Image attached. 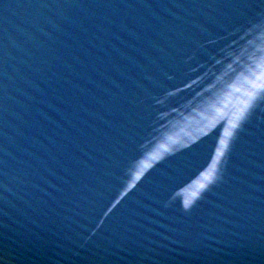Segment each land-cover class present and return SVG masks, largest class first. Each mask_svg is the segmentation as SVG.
Here are the masks:
<instances>
[{
	"label": "water",
	"instance_id": "1",
	"mask_svg": "<svg viewBox=\"0 0 264 264\" xmlns=\"http://www.w3.org/2000/svg\"><path fill=\"white\" fill-rule=\"evenodd\" d=\"M0 264H264V0H0Z\"/></svg>",
	"mask_w": 264,
	"mask_h": 264
}]
</instances>
